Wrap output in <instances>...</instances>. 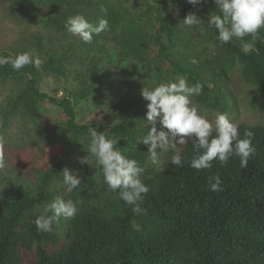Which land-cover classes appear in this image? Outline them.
Here are the masks:
<instances>
[{
  "label": "trees",
  "instance_id": "trees-1",
  "mask_svg": "<svg viewBox=\"0 0 264 264\" xmlns=\"http://www.w3.org/2000/svg\"><path fill=\"white\" fill-rule=\"evenodd\" d=\"M7 2H13L7 9L21 21L42 29L48 26L61 33L70 16L81 15L93 24L107 19L108 30L94 35L91 43L77 36L60 46L61 53L43 50V37L36 33L32 40L21 43V53L35 52L37 58L31 57L41 61L39 68L34 64L20 71H13L10 65L0 67V85L15 84V92L0 108L3 127L20 117L36 133L40 106L45 100L60 108L66 120L58 131L63 144L52 153L51 163L44 160L40 167L19 165L20 174L26 176L28 169L37 177L33 191L11 185L0 194V264H264V125L237 126L241 138L246 131L253 133L255 152L244 169L237 157L230 158L223 167L213 160L210 169L191 168L190 159L195 155L191 140L179 151L183 166L176 167L171 164L175 153L170 150L160 169H146L141 176L149 188L142 204L146 214L135 215L132 207L119 199L118 192L108 190L95 162L80 165L70 172L80 175L81 184L71 192L77 213L67 220L65 233L59 235L55 223L50 232L37 231L34 224L56 197L53 181L67 168L71 157L80 156L92 128L118 140L117 147L139 166L149 159L147 146L137 145L138 138L147 132L146 105L135 108L137 98H131L125 105L116 104L114 115L103 117L107 124L77 125L69 99L49 97L40 91L43 75L63 76L72 60L83 62L92 52L104 54L107 42L116 50L118 59L141 65L161 83L177 77H184L189 86L199 83L202 92L191 101L215 115L226 113L231 117L237 108L229 88V76L234 71L244 84L255 89L250 104L264 101V28L245 55L240 49L241 41L234 38L221 44L217 40L218 32L208 22L209 14L216 10L213 0H201L196 6L187 0H142L150 28L141 17L114 8L109 0H0V8ZM168 5L181 21L194 13L201 22L187 27L156 9ZM244 42H251V37H245ZM13 54L18 53L0 55ZM101 58L104 62L106 57ZM92 61L95 63V59ZM97 68L93 65L76 98L88 100L93 96L103 103L110 89ZM117 83L129 95L148 87L131 70L119 75ZM130 109L132 112H128ZM123 111L127 114L123 115ZM118 117L120 121H114ZM217 174L223 190L213 192L208 189V178Z\"/></svg>",
  "mask_w": 264,
  "mask_h": 264
},
{
  "label": "clouds",
  "instance_id": "clouds-1",
  "mask_svg": "<svg viewBox=\"0 0 264 264\" xmlns=\"http://www.w3.org/2000/svg\"><path fill=\"white\" fill-rule=\"evenodd\" d=\"M193 6L201 0H187ZM216 10L209 14V26H214L218 32L217 40L228 44L234 38L241 41L240 49L247 55L260 39V29L264 28V0H213ZM105 16L107 12L102 9ZM185 26L198 25L201 19L194 13H189L181 21ZM180 22V23H181ZM179 23V24H180ZM65 29L68 33L78 36L84 43H91L94 35L108 30V21L101 18L97 24L90 23L81 15L70 16ZM245 37H251V42H244ZM192 63L196 61L193 59ZM28 64L39 68L41 61H33L29 53H18L9 56L0 55V67L10 65L13 71H20ZM202 85L189 86L184 77L174 81L160 83L152 88L142 87L140 95L146 101L147 132L137 140V145L147 146V155L152 164L159 165V155L170 147L176 149L171 157V164L183 166L180 148L176 145H186L191 140L195 155L190 159V167L200 171L210 169L213 160L220 166H226L230 158H239L241 169L248 165L255 149L252 146L251 131H246L244 137L239 136L238 127L233 124L226 113L216 116L214 124L201 116L198 109L192 106L191 98L199 96ZM215 133V135H213ZM91 141L87 155L79 159L81 165H88L95 158L97 167L101 170L104 182L111 192H118L119 199L132 207L135 215L146 214L142 207L144 195L149 188L142 182L144 168L135 159H129L117 147L118 140L107 138L105 132L92 128ZM178 138V139H177ZM159 149V152L157 151ZM5 166L0 153V168ZM63 186L71 193L78 189L81 177L78 173H70L65 168L62 172ZM208 189L213 192L222 191L219 175L209 176ZM77 207L74 201L65 200L62 196L54 197L47 204L43 214L39 215L34 224L37 231L50 232L54 223L61 218L69 219L76 215Z\"/></svg>",
  "mask_w": 264,
  "mask_h": 264
},
{
  "label": "rangeland",
  "instance_id": "rangeland-1",
  "mask_svg": "<svg viewBox=\"0 0 264 264\" xmlns=\"http://www.w3.org/2000/svg\"><path fill=\"white\" fill-rule=\"evenodd\" d=\"M109 2L114 8L125 9L130 15L136 16V18L141 17L142 22L148 25L149 28L151 27L147 19L148 15L143 8L142 0H109ZM12 4L13 2H7L4 5L6 7L0 8V54L21 53L24 50L22 49L21 43H24L26 39L28 41L32 40V37L36 33L41 34L43 37L41 42L43 50H53L56 53H61L60 46L62 44L77 39V36L68 33L66 30L57 33L48 26L42 29V26L26 24V21H21L18 16L12 14L7 9V7ZM156 9L158 11L164 10L165 17H172L177 22H181V19L177 17L178 15L171 12L170 5L158 6ZM103 46L106 50L104 54L101 52H92L90 58L83 62L72 60V62L66 66L63 76L50 78L43 75L39 81L40 91L47 94L49 97H65L70 100L76 114L75 122L77 125H94L98 127L107 124V121L103 117L111 114L114 115L118 110L115 109V105L118 103L125 105L131 98H137L134 105L135 108L144 107L146 105L147 102L144 101L140 95V89L137 93H131V95L127 94L125 90H120L117 79L122 73L131 70L134 77L141 78L147 82L149 88L161 83V80L155 77L151 71L144 70L141 65L132 63L128 60L121 61L118 59L116 50L110 43L104 42ZM29 54L37 58L35 52H29ZM103 56L106 57L104 62L101 58ZM40 58L45 59V56L41 55ZM93 58L95 59V63L92 61L94 60ZM93 65L99 68L98 71V68L96 69L99 77H101L102 81L107 82L110 89L105 93L102 104H99L98 99L93 96H90L88 100L76 98L82 89L84 79L87 81V76ZM114 66L115 68H113ZM229 78V88L237 102L235 112L231 117H229L230 115L228 116L229 120L236 126L239 124L250 126L264 125V101L256 100L252 105L250 104L254 95V87L244 84L237 71L232 72ZM14 88L15 84L12 82L0 85V108L8 97L13 95L12 93L15 92ZM114 90L117 91V95H115ZM192 106L198 109V113L201 116H204L214 124L217 115L202 109L193 102ZM132 110L133 109H130L128 112H132ZM126 114L127 112L123 111V115ZM121 117L116 118L114 121L119 122ZM65 122L66 120L60 108L54 106L48 100H45L40 106L36 133L33 131L32 126L20 117H14L11 119L8 127H3L0 113V147H3L0 153H2L5 163V166L0 168V194L11 185L20 189H26L29 193L33 191L37 183V177L31 174L28 169L27 175L23 176L20 174L21 168L19 165L32 164L35 167H40L44 160H47L49 163L52 153L61 148L63 144V140L58 131L65 126ZM31 139H33V141H30ZM90 141L91 137L87 136L80 156L75 155L71 157L70 164L67 166L70 172L72 169L75 170L81 165L79 159L87 155L86 152ZM176 147L180 148V150L182 148L179 144H177ZM126 148H128V145H126ZM170 150L176 154L177 150L170 147L166 152L159 155L158 166L152 164L149 158L142 166L144 172L149 168L160 169L167 161ZM157 151L159 152V149H157ZM89 162H95V158H92ZM20 177L24 180H21ZM6 179H8V181ZM8 182H11V184L8 185ZM52 190L56 196L60 195L65 200H71V193L66 192L63 186L62 173H59L58 178L53 181ZM67 220L68 219L61 218L59 223H55V231L59 235L65 233L67 229Z\"/></svg>",
  "mask_w": 264,
  "mask_h": 264
}]
</instances>
